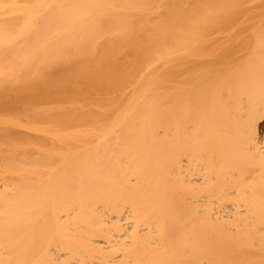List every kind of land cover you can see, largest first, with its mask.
Masks as SVG:
<instances>
[{
    "label": "bare ground",
    "instance_id": "bare-ground-1",
    "mask_svg": "<svg viewBox=\"0 0 264 264\" xmlns=\"http://www.w3.org/2000/svg\"><path fill=\"white\" fill-rule=\"evenodd\" d=\"M0 112V264H264V0H0Z\"/></svg>",
    "mask_w": 264,
    "mask_h": 264
},
{
    "label": "rangeland",
    "instance_id": "rangeland-1",
    "mask_svg": "<svg viewBox=\"0 0 264 264\" xmlns=\"http://www.w3.org/2000/svg\"><path fill=\"white\" fill-rule=\"evenodd\" d=\"M238 47V46H237ZM239 49V48H238ZM1 113V112H0ZM0 117H1V114H0ZM263 125H264V120H263ZM4 126L0 123V210H1V197H2V195H3V179H2V177H3V175H1V174H3V169H4V167H3V165H4V155H5V147H6V144H5V146H4V143L6 142L7 143V137H4V136H7V134L6 135H4V133L3 132H7L6 131V129H5V131H4ZM13 128H15V127H13ZM12 128V129H13ZM13 132V136H15V132H16V130H11V133ZM263 134V137H264V129H263V132H262ZM2 134H3V137H2ZM5 141V142H4Z\"/></svg>",
    "mask_w": 264,
    "mask_h": 264
}]
</instances>
